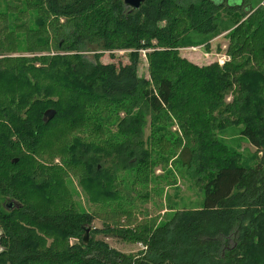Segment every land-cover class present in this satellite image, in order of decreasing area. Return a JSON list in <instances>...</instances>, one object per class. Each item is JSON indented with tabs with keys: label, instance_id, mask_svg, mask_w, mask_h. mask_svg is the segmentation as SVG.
Returning a JSON list of instances; mask_svg holds the SVG:
<instances>
[{
	"label": "trees",
	"instance_id": "obj_1",
	"mask_svg": "<svg viewBox=\"0 0 264 264\" xmlns=\"http://www.w3.org/2000/svg\"><path fill=\"white\" fill-rule=\"evenodd\" d=\"M240 1L145 0L130 10L122 0H0V264H264V0ZM226 31L230 62L183 68L175 52L187 33L204 40ZM116 50L128 51V64L84 57ZM141 51L149 79L137 74ZM13 52L46 55L4 56ZM120 111L121 140L92 123ZM173 119L187 140L171 143L180 147L174 162L204 183L201 206L110 230L141 244L136 254L95 237L84 245L94 215L72 200L69 175L91 204L116 202L113 214L131 215L117 188L129 190V178L144 187L165 167ZM221 122L241 126L255 165L214 138L228 126ZM84 129L98 140L74 136ZM198 135L201 153L191 147Z\"/></svg>",
	"mask_w": 264,
	"mask_h": 264
},
{
	"label": "rangeland",
	"instance_id": "obj_2",
	"mask_svg": "<svg viewBox=\"0 0 264 264\" xmlns=\"http://www.w3.org/2000/svg\"><path fill=\"white\" fill-rule=\"evenodd\" d=\"M0 28H2V24H0ZM229 34L230 31H226L220 33L219 35L213 36L210 39L203 40V38H194V36H192L190 33H187L185 35L186 39L183 41V46L178 48L175 52L176 56L180 59V61L182 60L181 62L185 65L183 68L186 69L187 67L191 66L202 68L205 66H211L215 63L219 67H223V65L220 64L221 62L223 63V61H226V63H228L231 60L227 53V49L230 46L228 38ZM3 38L4 37L2 36L0 39ZM156 51H162V49L160 48ZM146 52L147 51H141L139 54L140 60L137 74L141 78L149 79V63L146 58ZM95 53H101L99 60L103 64L114 62L117 66H120L129 63L127 55L128 51L123 50H116L112 52L90 51L84 53V57L88 60H93V55ZM54 54L55 53L53 50L47 53L48 56H52ZM43 55H46V53L13 52L12 54L4 56L14 58L36 57ZM166 60L167 57L162 59L163 62H166ZM230 101L231 96L226 98V103H229ZM115 113L116 116L112 115L107 117L109 121L112 122V124L111 122H103V116H98L92 120V123L94 125H103L102 127L105 129V132L108 135L114 137L117 140H121L122 138L117 135L118 130L116 125L117 121L124 117V112L120 111ZM147 122H149V117H147ZM149 123L144 129V140H148L149 138ZM240 128L241 126L228 125L222 129H215L213 132L214 138L217 141L227 145L229 150L236 152L239 155L241 164H243V166H253L256 164L253 156L255 153V148L240 135ZM167 129L170 135L167 134L165 136L168 142L164 141L162 143V151L165 153V156L161 159L165 161V167L162 165H156L153 168L152 180L150 181L151 183L144 187L139 185L140 183L138 181L129 178L126 182L130 187L129 190L125 188H117V190H120L122 193L121 205L125 207L130 203L132 204V209H130V211L133 213L131 215H121L120 213L116 215L113 214V209L115 208L116 202H110L112 205L107 208L105 207V209H103L102 206L91 204L89 202L87 193L82 190L77 178L71 174L69 175V187L73 195L72 200L77 205H80L84 211L94 215L93 223L91 225L85 224L81 232L80 240L83 244L84 242L82 240L84 237L87 238V244L90 238L95 237L97 240H103L109 245V247L116 249L117 251L126 254H136L142 250L141 244H132L124 241L121 238L114 236L110 230L115 227H121L123 229L135 228L139 225L147 224L149 221H152L154 224H156L160 220H168L169 215L172 214L173 210H181L185 208L193 209L199 208L201 206L202 186L204 183L201 181V179L191 178L194 176L193 173L190 174L191 171L189 172L187 170L180 169L179 164H175L174 162L176 156L180 152V147L173 146L171 143L175 144L178 139H180L183 144L184 141L187 142L183 132L184 128L181 127L175 119H173L172 124L169 125ZM89 131V129L77 130L74 132V136L78 137L84 142L94 141L95 138L98 140V138L94 135H91ZM106 138L107 135L105 134L103 139ZM198 138L197 141H195L193 140V137H191V140L193 142L195 141L191 144V147L198 148V152L201 153V151L204 152L202 148L204 144L199 143L201 140L200 135H198ZM157 150L158 149H156L155 152ZM200 157L202 159H206L204 154H201ZM123 174L126 173L121 171V173L118 174V181L120 176ZM200 174H202V172ZM124 178L128 177L125 176ZM108 227L110 228L108 229ZM233 240L234 238L229 239L227 244ZM50 241V238L46 239L47 244H49ZM77 241L78 240L76 238H71L68 242L69 244H72Z\"/></svg>",
	"mask_w": 264,
	"mask_h": 264
},
{
	"label": "water",
	"instance_id": "obj_3",
	"mask_svg": "<svg viewBox=\"0 0 264 264\" xmlns=\"http://www.w3.org/2000/svg\"><path fill=\"white\" fill-rule=\"evenodd\" d=\"M122 1H123V5L130 10L139 9L140 6L145 2V0H122ZM215 2H217V1H215ZM236 2L238 3V0H236ZM239 2H241V1H239ZM223 3L224 2H222V4ZM45 116L48 118H51L53 116V112L47 111V112H45ZM12 206H13V203L11 202L7 205V208H12ZM82 241L84 242L85 245L87 244V238L86 237H84Z\"/></svg>",
	"mask_w": 264,
	"mask_h": 264
},
{
	"label": "flooded vegetation",
	"instance_id": "obj_4",
	"mask_svg": "<svg viewBox=\"0 0 264 264\" xmlns=\"http://www.w3.org/2000/svg\"><path fill=\"white\" fill-rule=\"evenodd\" d=\"M217 1L218 5H226L227 7H238L241 5V2H239L240 0H238V3L236 2V0H214ZM222 2H224L222 4Z\"/></svg>",
	"mask_w": 264,
	"mask_h": 264
},
{
	"label": "built area",
	"instance_id": "obj_5",
	"mask_svg": "<svg viewBox=\"0 0 264 264\" xmlns=\"http://www.w3.org/2000/svg\"><path fill=\"white\" fill-rule=\"evenodd\" d=\"M225 62H226V61H223V63L221 62L220 64H221V65H224V64H225Z\"/></svg>",
	"mask_w": 264,
	"mask_h": 264
}]
</instances>
